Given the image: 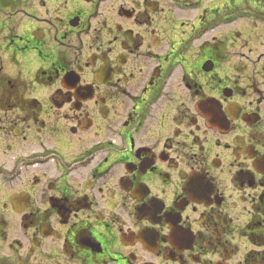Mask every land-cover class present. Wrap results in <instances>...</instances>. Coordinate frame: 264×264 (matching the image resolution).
Returning <instances> with one entry per match:
<instances>
[{
  "label": "flooded vegetation",
  "instance_id": "flooded-vegetation-1",
  "mask_svg": "<svg viewBox=\"0 0 264 264\" xmlns=\"http://www.w3.org/2000/svg\"><path fill=\"white\" fill-rule=\"evenodd\" d=\"M199 1L0 0V264H264V0Z\"/></svg>",
  "mask_w": 264,
  "mask_h": 264
},
{
  "label": "rangeland",
  "instance_id": "rangeland-1",
  "mask_svg": "<svg viewBox=\"0 0 264 264\" xmlns=\"http://www.w3.org/2000/svg\"><path fill=\"white\" fill-rule=\"evenodd\" d=\"M195 1H196V0H195ZM210 1H212V0H200L198 3H200V6H201V4H202V5H203V4L206 5V3L210 2ZM255 2H256V1H255ZM256 3H257V2H256ZM205 5H203V7H204ZM250 6H252L253 8H258V9H262V10H264V9H263V8H264V2H260L259 7H255V6L251 5V3H250ZM193 15H194V18H196V17H197V12L194 11ZM243 26H245V23H241L239 26H234V27L231 26V27H233L232 29H234V28L241 29V30L246 29V28L243 27ZM222 32H223V33L226 32L225 29H222ZM217 34H218V33H217ZM210 36H212V35H210ZM246 51H247V50H246Z\"/></svg>",
  "mask_w": 264,
  "mask_h": 264
}]
</instances>
